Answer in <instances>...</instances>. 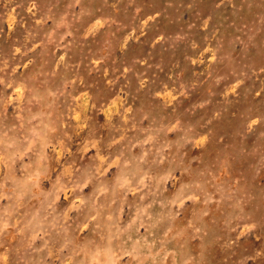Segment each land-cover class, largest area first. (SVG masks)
Wrapping results in <instances>:
<instances>
[{
	"label": "rangeland",
	"instance_id": "obj_1",
	"mask_svg": "<svg viewBox=\"0 0 264 264\" xmlns=\"http://www.w3.org/2000/svg\"><path fill=\"white\" fill-rule=\"evenodd\" d=\"M0 264H264V0H0Z\"/></svg>",
	"mask_w": 264,
	"mask_h": 264
}]
</instances>
